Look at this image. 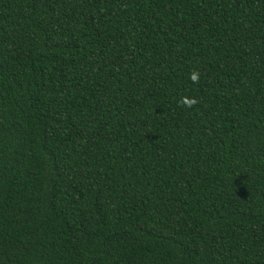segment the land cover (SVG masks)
Masks as SVG:
<instances>
[{"label": "trees", "instance_id": "16d2710c", "mask_svg": "<svg viewBox=\"0 0 264 264\" xmlns=\"http://www.w3.org/2000/svg\"><path fill=\"white\" fill-rule=\"evenodd\" d=\"M0 264H264V0H0Z\"/></svg>", "mask_w": 264, "mask_h": 264}, {"label": "clouds", "instance_id": "9594fccd", "mask_svg": "<svg viewBox=\"0 0 264 264\" xmlns=\"http://www.w3.org/2000/svg\"><path fill=\"white\" fill-rule=\"evenodd\" d=\"M200 76L201 73L199 70H193L189 74V79L194 83L198 84L200 81ZM198 103V100L194 97H182L180 101L178 102L179 106L181 107H186V108H191L194 107Z\"/></svg>", "mask_w": 264, "mask_h": 264}]
</instances>
